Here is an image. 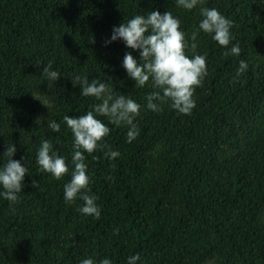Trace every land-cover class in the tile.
Segmentation results:
<instances>
[{"label": "trees", "instance_id": "obj_1", "mask_svg": "<svg viewBox=\"0 0 264 264\" xmlns=\"http://www.w3.org/2000/svg\"><path fill=\"white\" fill-rule=\"evenodd\" d=\"M200 7L231 20L234 39L224 48L198 34L207 76L191 114L170 104L149 110L151 83L135 86L122 66L125 53L139 61V51L111 41L113 28L171 11L191 44ZM233 44L240 54L225 56ZM240 60L248 67L237 76ZM48 64L59 79L43 74ZM77 75L141 105L131 142L127 126L97 116L111 129L103 143L119 152L84 153L98 219L78 210L81 199H64L73 136L63 117L100 102L81 95ZM45 139L67 158L60 180L36 162ZM9 145L28 173L15 203L0 196V264H128L137 253L136 264H264V0H203L192 10L176 0H0V166Z\"/></svg>", "mask_w": 264, "mask_h": 264}, {"label": "clouds", "instance_id": "obj_2", "mask_svg": "<svg viewBox=\"0 0 264 264\" xmlns=\"http://www.w3.org/2000/svg\"><path fill=\"white\" fill-rule=\"evenodd\" d=\"M203 0H176L178 7L192 10L201 5ZM201 19L198 26L191 32V44L188 34L182 30L181 21L171 11L161 14L151 11L147 15H134L119 27H114L111 41L123 40L127 48L138 50L139 61L131 54L125 53L123 67L128 76L135 81V86L144 87L149 82L153 91L145 97L147 108L159 112L161 105L170 104V107L181 114H191L195 107L194 94L197 87H201L207 76V61L205 55L195 54V41L200 32L212 36L220 46L228 48L234 39L231 33L232 21L222 15L216 8L200 7ZM111 41H108L109 43ZM91 42L94 43V40ZM191 47L193 55L187 50ZM240 48L233 44L230 52L224 55H239ZM246 61L240 60L236 75L239 76L247 69ZM43 74L49 80L59 79L60 74L51 70V64L46 65ZM74 85H80L81 95L94 97L99 103L90 106L86 114L77 117L65 115L64 123L71 130L73 136V152L71 154V179L64 185V199L73 203L77 198L84 203L78 210L85 215L100 217V209L96 204L97 197L91 194L90 177L87 173L84 153H93L96 150L104 151L106 157L114 159L119 152L112 151L103 143L111 129L97 116H105L109 122L117 127H128L127 138L131 142L139 135L136 118L140 115L141 105L130 96L115 95L107 84L87 76H75ZM48 127L53 132L60 131V124L50 121ZM17 149L13 145L7 147L3 156L6 162L0 166V196L15 203L18 193L22 191L23 181L28 168L20 161L12 159ZM37 164L42 172L51 174L57 180L69 174L67 158L54 150L52 143L45 139L37 151ZM34 187L38 185L34 182ZM140 259L137 253L128 258V264H136ZM80 264H112L107 257L96 261L85 258Z\"/></svg>", "mask_w": 264, "mask_h": 264}]
</instances>
